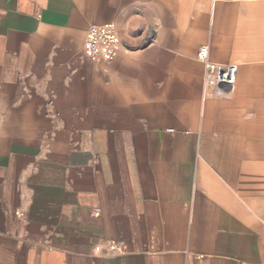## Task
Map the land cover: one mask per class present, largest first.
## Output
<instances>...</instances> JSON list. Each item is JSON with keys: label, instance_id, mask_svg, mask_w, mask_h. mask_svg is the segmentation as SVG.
Segmentation results:
<instances>
[{"label": "crops", "instance_id": "1", "mask_svg": "<svg viewBox=\"0 0 264 264\" xmlns=\"http://www.w3.org/2000/svg\"><path fill=\"white\" fill-rule=\"evenodd\" d=\"M262 123L264 0H0V264H264Z\"/></svg>", "mask_w": 264, "mask_h": 264}, {"label": "built area", "instance_id": "2", "mask_svg": "<svg viewBox=\"0 0 264 264\" xmlns=\"http://www.w3.org/2000/svg\"><path fill=\"white\" fill-rule=\"evenodd\" d=\"M121 39L114 23L92 25L84 42V54L93 62L112 61L119 53ZM197 58L204 64L203 96L211 93L222 97L232 92L238 81L239 66L235 63H216L210 58L208 45H202ZM99 211V210H97ZM115 247L111 246V250Z\"/></svg>", "mask_w": 264, "mask_h": 264}, {"label": "rangeland", "instance_id": "3", "mask_svg": "<svg viewBox=\"0 0 264 264\" xmlns=\"http://www.w3.org/2000/svg\"><path fill=\"white\" fill-rule=\"evenodd\" d=\"M256 133L259 135H263L264 136V123H262L259 127L258 130H256ZM255 134V133H254ZM264 147V143L262 144Z\"/></svg>", "mask_w": 264, "mask_h": 264}]
</instances>
